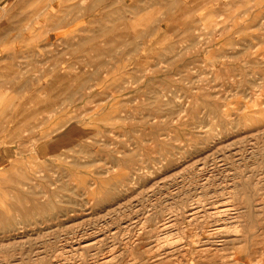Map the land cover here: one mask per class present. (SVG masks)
I'll return each mask as SVG.
<instances>
[{
    "label": "rangeland",
    "instance_id": "obj_1",
    "mask_svg": "<svg viewBox=\"0 0 264 264\" xmlns=\"http://www.w3.org/2000/svg\"><path fill=\"white\" fill-rule=\"evenodd\" d=\"M10 1L0 264H264V0Z\"/></svg>",
    "mask_w": 264,
    "mask_h": 264
},
{
    "label": "crops",
    "instance_id": "obj_2",
    "mask_svg": "<svg viewBox=\"0 0 264 264\" xmlns=\"http://www.w3.org/2000/svg\"><path fill=\"white\" fill-rule=\"evenodd\" d=\"M11 4H12V1L10 0H0V23L5 21V19H8L11 17V14H12V11L10 10ZM41 22L42 20L39 21V23ZM72 29L63 30L60 34L62 36H65V35L69 36L70 33L73 31ZM56 35H59V34L56 32ZM32 37L33 35L32 34L28 35L27 32H24L23 35H21L20 33L12 34L10 32L0 31V83L5 82L10 86L11 83H13V80H16V81L19 80V77H12V75L10 74L11 71H9L12 66H16V64L18 63L19 57L23 59L24 55L29 56V55L34 54V57H35L34 61L36 60L37 63H42L43 51H44V44H43L44 37L41 33H39L38 35L36 34V39H38V41L35 43V45L28 41L26 42L25 47H24V44L21 43L22 40H31ZM13 39L16 41L15 44L14 43L12 44L11 42ZM22 53H25V54H22ZM7 72H9L8 75L5 74ZM40 72L41 73L36 75L37 84H38L37 86L39 88H43L44 87V80H43L44 71L41 70Z\"/></svg>",
    "mask_w": 264,
    "mask_h": 264
},
{
    "label": "bare ground",
    "instance_id": "obj_3",
    "mask_svg": "<svg viewBox=\"0 0 264 264\" xmlns=\"http://www.w3.org/2000/svg\"><path fill=\"white\" fill-rule=\"evenodd\" d=\"M15 198H16V197H15ZM73 206H74V205H73ZM240 210H241V209H240ZM233 216H234V215H233ZM64 218H65V217H64ZM162 222H163V221H162ZM71 226H72V225H71ZM82 232H83V231H82ZM81 241H85V240H77L76 242L80 244ZM89 247H90V246H89ZM81 248H82V247H81ZM37 250H38V249H37ZM169 251H170V250H169ZM236 252H237V251H236ZM42 254H43V253H42ZM119 254H120V253H119ZM209 254H210V253H209ZM214 254H215V253H214ZM214 254H213V255H214ZM224 254H225V253H224ZM228 254H229V253H228ZM93 255H94V253H93ZM110 255H111V254L109 253V256H110ZM116 255H117V253H115V256H116ZM213 255H212V256H213ZM220 255H221V254H220ZM233 255H234V253H233ZM94 256H95V255H94ZM107 256H108L107 254L103 253V255H101V257H100V259H99V263H101V264H107V263H109V260H110V259H109ZM111 256H112V255H111ZM120 256H121V255H120ZM223 256H224V255H223ZM223 256H222V257H223ZM231 256H232V254H231ZM91 257H92V256H91ZM95 257H96V256H95ZM220 257H221V256H220ZM227 257H228V256H227ZM67 258H68V257H67ZM67 258H66V259H67ZM114 258H115V257H114ZM117 258H118V257H117ZM209 258H210V257H209ZM211 258H212V257H211ZM211 258H210V259H211ZM215 258H216V257H215ZM230 258H231V257H230ZM210 259H209V260H210ZM216 259H217V258H216ZM211 260H212V259H211ZM219 260H220V259H219ZM219 260L217 259V261H219ZM226 260H227V259H226ZM53 261H54V260H53ZM71 261H72V260H71ZM95 261H96V260H95ZM115 261H116V259H115ZM214 261H215V260H214ZM112 262H113V261L111 260V263H112ZM220 262H221V261H220ZM222 262H223V261H222ZM227 262H228V261H227ZM230 262H232V261H230ZM237 262H239V261H237ZM54 263H55V262H54ZM59 263H61V262H59ZM62 263H63V262H62ZM71 263H72V262H71ZM111 263H110V264H111ZM223 263H226V262H223ZM223 263H222V264H223ZM228 263H229V262H228ZM50 264H52V263H50ZM72 264H73V263H72ZM113 264H114V262H113ZM226 264H227V263H226Z\"/></svg>",
    "mask_w": 264,
    "mask_h": 264
}]
</instances>
